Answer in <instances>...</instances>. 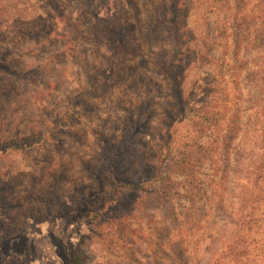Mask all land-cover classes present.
Returning <instances> with one entry per match:
<instances>
[{
  "label": "rangeland",
  "instance_id": "obj_1",
  "mask_svg": "<svg viewBox=\"0 0 264 264\" xmlns=\"http://www.w3.org/2000/svg\"><path fill=\"white\" fill-rule=\"evenodd\" d=\"M164 64L179 66L180 90ZM80 87L99 98L76 101V123L67 116ZM220 88L229 97L220 136L233 112L240 130L217 173L202 164L192 200L164 203L129 180L116 198L93 130L117 132L138 109L140 148L175 147L196 138L188 118ZM31 135L26 153L12 150ZM75 256L264 264V0H0V264Z\"/></svg>",
  "mask_w": 264,
  "mask_h": 264
},
{
  "label": "trees",
  "instance_id": "obj_2",
  "mask_svg": "<svg viewBox=\"0 0 264 264\" xmlns=\"http://www.w3.org/2000/svg\"><path fill=\"white\" fill-rule=\"evenodd\" d=\"M234 1H237L238 6L242 0ZM180 18L179 10L175 6L173 23L177 34H180L184 27L178 23ZM124 43L121 41L117 46V52H120L121 56L115 61L116 67L120 69H124L131 60L127 46ZM178 70L179 66L176 64H172L171 68L168 67V64L161 66L162 73L167 78H170L171 81H176V88L180 90L177 78ZM80 90L81 93H79ZM219 91L221 94L219 99L211 98L209 102L202 104L197 109L198 112L194 116L188 118L196 138L183 139L175 147H171V143L168 142L166 147L157 150H143L140 148L137 141L141 120L138 109L132 111L129 109L127 111L124 116V123L117 132L107 133L93 130L98 158L107 167V174L110 177V183L114 185L116 198L120 194L118 190L119 183L123 180H129L132 185H136V189L143 188L147 193L146 197L155 193L156 197L164 201V203L173 205L172 202L177 198L192 200L191 190L195 186L192 180H198L196 179V174L201 169L202 164L208 163L210 168L217 173L220 169V157H223V154L228 152L231 142L240 130L239 114L233 112L228 119L227 132L223 135L226 140L223 139V136H220L221 121L219 119L220 116H217V114L221 111V108L222 110L228 109L229 97L225 89L220 88ZM88 97L99 98L92 89L88 91L80 87L73 90L69 105L71 113L67 116L72 122L80 123L79 119L74 118L76 101L79 99L86 106L85 102H87ZM89 111L91 112V109ZM87 117L91 118L89 115ZM74 132L79 135L78 132ZM28 139L32 140V142L37 140L35 136H25L22 138L23 141H19L18 145L16 144L17 142H14L15 144L12 143V150H20L26 153L27 149L23 147V142L28 141ZM80 140L83 139L80 137ZM142 173L145 174L144 177H141ZM157 182L159 184L155 187L154 192L149 190ZM186 182L187 184H184ZM188 185H191V187L188 188ZM124 186L126 187L127 184L124 183ZM181 190H183L184 194ZM186 246L185 243L182 247H179V256H184ZM183 259L181 258V260ZM70 264H82L81 257L75 256Z\"/></svg>",
  "mask_w": 264,
  "mask_h": 264
}]
</instances>
